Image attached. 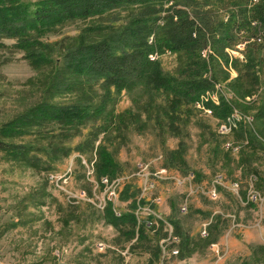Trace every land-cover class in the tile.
I'll return each instance as SVG.
<instances>
[{
  "label": "rangeland",
  "instance_id": "obj_1",
  "mask_svg": "<svg viewBox=\"0 0 264 264\" xmlns=\"http://www.w3.org/2000/svg\"><path fill=\"white\" fill-rule=\"evenodd\" d=\"M193 1L157 5L158 27L150 36L156 43L158 29L174 10L187 13L192 32L201 29L196 35L203 40L196 54L205 66L201 72L186 74L190 61L182 54L167 48L153 52L165 76L207 86L176 108L172 97L144 87L120 94L112 90L107 101L102 83L50 95L53 66H34L15 40H0V129L44 100L105 107L101 117L76 128L50 125L7 140L24 146L29 161L0 151L2 264H264V35L259 44L252 33H240L221 56L218 32L200 16L227 21L238 9L229 1L242 0ZM140 10L124 7L103 18L68 23L42 41L57 44L61 53L83 30L125 25ZM260 32L264 27L255 34ZM245 41L237 57L235 49ZM60 53L54 61L62 65ZM249 61L252 70L245 68ZM224 106L229 114L221 116ZM101 145L117 164L112 175L97 172ZM52 175L62 179L54 182ZM107 178L119 182L113 201L101 186ZM82 192L88 198L80 197ZM109 204L117 217L133 214L136 226L110 225ZM141 226L145 239H139ZM170 236L179 243L167 246ZM171 249L179 254L171 255Z\"/></svg>",
  "mask_w": 264,
  "mask_h": 264
},
{
  "label": "trees",
  "instance_id": "obj_2",
  "mask_svg": "<svg viewBox=\"0 0 264 264\" xmlns=\"http://www.w3.org/2000/svg\"><path fill=\"white\" fill-rule=\"evenodd\" d=\"M170 1L183 2L185 5L194 2L193 0H0V40H15L17 48L24 52V57L34 66H53L54 70L47 89L50 95L69 94L74 90H81L88 83H102L106 92L104 99L107 101L111 99L112 90L120 94L123 91L144 87L172 97L171 104L176 108L175 105L181 101L194 100V97L206 90L207 86L202 80L177 81L167 77L160 63L149 59V55L156 49L167 48L188 58L190 63L186 74L188 72H191L190 75L194 74V69L200 72L205 69L204 63L196 58L203 40L197 36H193L197 38L196 40L192 38L193 22L182 10H174L168 16L165 26L158 29L159 37L156 43H148L150 36L158 27L156 22L160 9L157 5ZM252 1H229V4L238 5V9L236 12H231L227 21L215 22L206 13L200 16L210 29L218 32V48H216L221 56H224V48L236 41L241 31L245 32L244 35L252 33L254 37L257 28L264 27V0H258L255 4ZM249 2L252 3L250 8L247 6ZM135 6L141 8L140 14L127 24L119 27L101 25L83 30L61 53L60 49L56 51L57 44L42 41L49 33L68 23L103 18L116 9ZM174 18L177 20L175 21ZM254 22L258 25L253 26ZM2 46L3 44L0 43V47ZM57 52L60 53L62 65L54 61ZM245 68L253 69L250 61ZM103 104L97 108L80 104L62 106L44 100L0 129V151L7 152L12 159L29 161V151L24 146L8 141L26 137L32 131L50 125H58L63 129L84 125L105 113ZM223 108L220 115L229 114V108L227 106ZM60 152L67 156L70 150L61 149ZM97 154L98 174L104 176L116 173L117 164L104 146L98 147ZM105 218L115 228L127 225L134 227L137 224L133 214L115 216L111 204L106 208ZM143 228L141 226L138 232L139 239H145ZM131 235H135L134 230Z\"/></svg>",
  "mask_w": 264,
  "mask_h": 264
},
{
  "label": "built area",
  "instance_id": "obj_3",
  "mask_svg": "<svg viewBox=\"0 0 264 264\" xmlns=\"http://www.w3.org/2000/svg\"><path fill=\"white\" fill-rule=\"evenodd\" d=\"M258 0H253L252 3L255 4L257 3ZM163 24V23H162ZM257 22H254L253 23V26H257ZM201 29H197L195 27V30H194V35H198V33L200 32ZM241 34H244L245 32L244 31H241L240 32ZM264 35L262 32L258 33L256 36L252 37L251 40L254 42V43H263V36ZM148 42H154L155 43V40H154V36L150 37L149 38V41ZM246 43H248L247 41H245V43L243 44H240V45H237V49L236 50V53H237V57H241L243 52H244V48L245 46L247 45ZM207 49H210V47L208 46ZM210 55H211V49H210ZM149 59L153 62H156L158 60V53H153V54H150L149 55ZM94 173L93 171L89 170L88 172V176H93ZM50 179L53 180L54 182H59L60 179H62V177H60V179H58L56 176H50ZM64 182H67V179L64 180ZM119 185V182L118 181H113L111 182L109 180V178H107L106 182L105 183H101V186H103L106 190V198L108 201H113L115 198H116V194H117V186ZM238 187V184H235L234 185V188H237ZM212 196L213 197H216V193H215V190L212 192ZM80 197H83V198H88L87 194L85 192H82L80 194ZM254 198L256 199V196L254 195ZM100 209H105V206L101 203L99 206H98ZM187 205L185 204L184 206H182L181 208V212L183 214H185L187 212ZM152 224L149 223L148 226H151ZM208 234L206 232V230H203L202 232V236L203 237H206ZM179 243V238L177 236H170L169 239H168V244L167 246H170V245H174V244H177ZM166 250V249H164ZM171 255H178L179 254V251L174 249L172 250L171 249ZM2 260H3V252H2V249H1V246H0V264H2Z\"/></svg>",
  "mask_w": 264,
  "mask_h": 264
},
{
  "label": "bare ground",
  "instance_id": "obj_4",
  "mask_svg": "<svg viewBox=\"0 0 264 264\" xmlns=\"http://www.w3.org/2000/svg\"><path fill=\"white\" fill-rule=\"evenodd\" d=\"M194 36H196V35H194Z\"/></svg>",
  "mask_w": 264,
  "mask_h": 264
}]
</instances>
